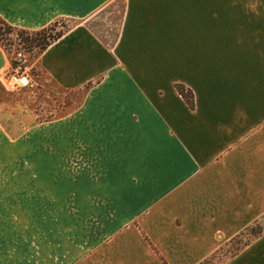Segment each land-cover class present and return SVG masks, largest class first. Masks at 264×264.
Masks as SVG:
<instances>
[{"label": "crops", "instance_id": "1", "mask_svg": "<svg viewBox=\"0 0 264 264\" xmlns=\"http://www.w3.org/2000/svg\"><path fill=\"white\" fill-rule=\"evenodd\" d=\"M114 1L0 0L19 29L80 21L32 67L61 90L92 83L49 122L0 90V207L19 238L0 264H199L264 213V0H122L107 48L85 22ZM10 68L0 46V76ZM42 209L92 211L47 238Z\"/></svg>", "mask_w": 264, "mask_h": 264}, {"label": "rangeland", "instance_id": "2", "mask_svg": "<svg viewBox=\"0 0 264 264\" xmlns=\"http://www.w3.org/2000/svg\"><path fill=\"white\" fill-rule=\"evenodd\" d=\"M121 10L122 4L117 1L104 7L97 15L87 19L85 25L92 31L96 38L101 39V41L106 44H110L118 33ZM78 23H80V21L77 22L76 20H68L63 18L58 19L51 24L48 34L50 33L51 35H56L62 33V35H64L68 30ZM2 39L3 44L6 46V54L9 58L11 66L10 70L7 72H10L12 69H20L32 80L31 87L20 91L5 93L0 87L1 92L8 95L10 102H15L17 99L19 103L30 105L33 110L32 118H35V120L39 122H49L61 119L80 106L86 91L92 86V83L78 90H61L55 87L52 82L48 81L44 75L35 72L34 67H32V64L39 55L37 49L20 43L15 32H12L11 34H3ZM29 136H31V134L27 133L25 135V137ZM89 211L92 210L42 209L40 210V231L42 234H46L47 238H49V235H51L50 238H52L53 228H56V236L58 237H62V235L67 232L65 231L67 228L68 232L78 234L80 232L78 218L84 216L85 212ZM36 215L37 210L25 209L26 222L23 226V231L26 234V237L30 239L32 232L34 231L33 229L37 226ZM48 216L57 217V219H63L65 217L73 218L75 222L73 221V223L69 226L63 224L61 225L59 223H57L56 226L49 225L47 223ZM13 217L14 215L10 209L0 207V248L5 246L7 240L15 238L12 242H9V247L12 248V251L15 248L17 249L16 243L13 242H17L19 239H16L17 234L15 232L17 231L15 229L16 226H14L16 225V222ZM257 225H261L263 230L264 213L260 216V218H257L253 224L250 225L252 228V231H250L252 232V235H248L245 231H242L229 240L220 241L217 249L210 256L212 257L211 264H228L231 259L235 258L239 254H242L244 252L243 250L245 249L247 252L244 253V257H241L239 263L242 260V264H264V243H257L258 238L262 234L261 232L259 236L258 234L256 235L259 228ZM18 227L21 226L18 225ZM253 235H255V237ZM44 244L47 243L42 242V245ZM1 253H6V255ZM9 254H11V252L8 250L4 252L0 251V262L6 261L10 256ZM64 254L65 251L63 255Z\"/></svg>", "mask_w": 264, "mask_h": 264}, {"label": "trees", "instance_id": "3", "mask_svg": "<svg viewBox=\"0 0 264 264\" xmlns=\"http://www.w3.org/2000/svg\"><path fill=\"white\" fill-rule=\"evenodd\" d=\"M117 1L122 4V10H121V14H120V17H121L120 22H121V20L123 18V13H124V5H123L122 0H116L110 4H113ZM110 4H108V5H110ZM50 27H51V24L49 26L41 29V30H38V31H27V30L19 29V28H16V27L9 25L7 22H5L0 17V46L2 47L4 52L6 53L7 50H6L5 44H3L2 36H3V34H11L12 32H15L20 43H22L23 45H28L31 48H35L38 50V53H41L51 43L55 42L56 40H58L62 36V33L56 34V35H51L50 33L48 34V30H50ZM117 34L110 44H106L103 41H101V39H99V38L98 39L107 48H112V46L115 42V39L117 38ZM175 88L178 91V93L181 95V97L184 99V101L189 105V107H192L193 106L192 93L189 90H187L186 88H184L183 85H176ZM257 226L259 228H258V232L256 233V235L258 234V236H259L262 232V226L261 225H257ZM244 231L248 235H252L251 234L252 232H250V231H252L251 227L246 228ZM253 236L255 237V235H253ZM246 245H248V244H246ZM211 262H212V257H209V258L203 260L202 262H200L199 264H211Z\"/></svg>", "mask_w": 264, "mask_h": 264}, {"label": "built area", "instance_id": "4", "mask_svg": "<svg viewBox=\"0 0 264 264\" xmlns=\"http://www.w3.org/2000/svg\"><path fill=\"white\" fill-rule=\"evenodd\" d=\"M31 83L30 77L20 69H12L0 76V87L5 93L29 88Z\"/></svg>", "mask_w": 264, "mask_h": 264}]
</instances>
